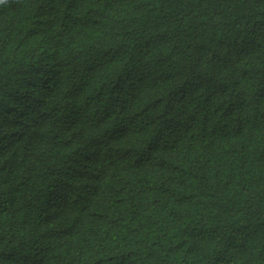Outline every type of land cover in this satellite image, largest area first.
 <instances>
[{
	"label": "trees",
	"instance_id": "16d2710c",
	"mask_svg": "<svg viewBox=\"0 0 264 264\" xmlns=\"http://www.w3.org/2000/svg\"><path fill=\"white\" fill-rule=\"evenodd\" d=\"M0 264H264V0H0Z\"/></svg>",
	"mask_w": 264,
	"mask_h": 264
}]
</instances>
